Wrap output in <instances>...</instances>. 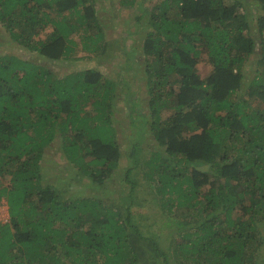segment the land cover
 I'll list each match as a JSON object with an SVG mask.
<instances>
[{
    "label": "trees",
    "instance_id": "trees-1",
    "mask_svg": "<svg viewBox=\"0 0 264 264\" xmlns=\"http://www.w3.org/2000/svg\"><path fill=\"white\" fill-rule=\"evenodd\" d=\"M247 2L262 10L255 20ZM140 8L147 19L136 14L130 32L142 39L146 105L119 92L120 73H54L61 61L114 57L99 0H0V28L27 54L0 56V264H264V0ZM253 22L262 52L244 84ZM121 97L132 128L123 168L112 114ZM51 158L74 169L60 185L43 173ZM115 169L127 202L104 189Z\"/></svg>",
    "mask_w": 264,
    "mask_h": 264
},
{
    "label": "rangeland",
    "instance_id": "rangeland-1",
    "mask_svg": "<svg viewBox=\"0 0 264 264\" xmlns=\"http://www.w3.org/2000/svg\"><path fill=\"white\" fill-rule=\"evenodd\" d=\"M119 0H99V4L105 8L106 13H108L109 19L111 20V26L106 30V39L110 40L114 51L112 54L114 55L113 58L105 57L104 55L102 59V62H99L98 57H87V58H73L72 60L67 61H61L58 63L53 64V70L56 74H61L64 71H72L75 69H81L85 67H92L96 66L100 71H102L105 75L109 77H113L116 74L120 73V79L123 80V84L120 86V93L127 91L129 89L131 91V94L143 105H146L148 97L145 92V76L143 72V62H142V39L139 38L137 35H132L130 32L133 29V25L135 24V15L139 14L141 19L144 21L147 19L146 13L140 12L142 11V8L140 6H143L149 2L154 3L155 0H136L134 3V6L131 7H120L118 4ZM247 9L249 11L250 15H253V18L255 20V17L258 15L256 13L262 11L260 6L257 5L256 2H247ZM137 6V8H136ZM100 7V6H99ZM49 31V28L47 29ZM46 31V32H47ZM44 32V33H46ZM127 34V35H126ZM127 36L126 44L128 47H126L127 53L126 57H132L136 61L138 59V62L141 64H135L131 68L127 66L126 57L121 54L120 49H118L120 46V43L118 42L117 38L119 36ZM251 35L255 38L257 35H259L258 25H255V22L252 24L251 29ZM8 32L7 30L4 31V29L0 28V56L7 55V54H15L17 56L26 57L25 49L20 44V42H15L14 40H9ZM137 39V40H135ZM257 44L255 48V53H253L251 59L249 62L245 65V77H244V84L248 82V77L251 76L252 71L254 69V61L256 58L260 57L262 48L259 46V40L256 38ZM78 54V53H77ZM205 52L201 53L198 57L196 68L200 72L202 71L203 74H205L208 71L207 65L208 64L205 60ZM78 55H82L79 53ZM106 61V62H103ZM132 65V64H131ZM123 71V72H121ZM142 87V88H141ZM174 90H178L175 88ZM144 107V106H143ZM113 119L114 123L116 125V137L117 141L121 146V152H122V158H121V168L131 165V162L127 160L126 154H129V149L131 146L128 144L130 143V139L132 138L130 135V132L132 130L130 119L128 117L129 111L127 104L123 97L119 98L114 105L113 108ZM161 119L167 116L166 112H161ZM130 137V139H129ZM144 144H153V139H150V141L144 142ZM49 151V148H48ZM56 152L54 151V148H50L49 154L53 156ZM126 153V154H125ZM45 165L44 172L46 179L49 181H54L58 183L59 185L63 181L60 180L64 176L71 177L74 173V169L71 165L57 162L51 159L44 160L43 161ZM191 166V165H190ZM191 167H189L188 170H190ZM199 170H207V167L205 165L198 166ZM121 169H115L114 172H112V175L109 179L106 180V188H104L108 194H110L112 197H116L122 202H127L123 199L124 194L126 195V190H128L129 186L124 183L123 179L120 177ZM8 178V177H7ZM7 178H1L0 182L7 183ZM85 183H81L78 187V191H80L81 187H85L87 183H89L87 177L83 178ZM142 182V179L140 180ZM205 186L208 187V184L202 185L200 187L201 190L205 189ZM75 186V190L77 188ZM80 187V188H79ZM142 185H138L136 188V192L138 191L139 196L144 195L140 191ZM88 188V187H87ZM103 189V195L105 196V192ZM88 190V189H87ZM96 188L93 189V192L96 193ZM86 191V190H85ZM125 198V196H124ZM157 199V198H156ZM155 197L152 194H148L146 200L148 201V206L153 209L155 206ZM2 205H0V220L5 222L8 219V213H7V205L4 199L1 200ZM153 211V210H152ZM168 246V244H165Z\"/></svg>",
    "mask_w": 264,
    "mask_h": 264
}]
</instances>
